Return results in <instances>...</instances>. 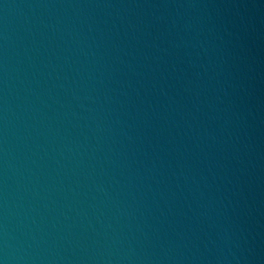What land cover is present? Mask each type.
<instances>
[{
    "label": "water",
    "instance_id": "water-1",
    "mask_svg": "<svg viewBox=\"0 0 264 264\" xmlns=\"http://www.w3.org/2000/svg\"><path fill=\"white\" fill-rule=\"evenodd\" d=\"M0 264H264V0H0Z\"/></svg>",
    "mask_w": 264,
    "mask_h": 264
}]
</instances>
